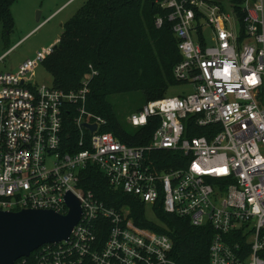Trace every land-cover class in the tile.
<instances>
[{
  "label": "built area",
  "instance_id": "2783aa9c",
  "mask_svg": "<svg viewBox=\"0 0 264 264\" xmlns=\"http://www.w3.org/2000/svg\"><path fill=\"white\" fill-rule=\"evenodd\" d=\"M160 6L181 55L173 77L192 91L150 100L126 117L131 128L157 119L146 144L122 141L87 108L92 67L68 91L27 76L52 46L0 72V210L64 215L67 193L81 209L66 239L13 264H177L167 234L136 225L127 207L110 206L81 185L89 166L144 205L208 227L207 264H264V0ZM67 111L79 134L80 149L72 151L63 142ZM188 122V130L205 132L188 136ZM163 150L180 152L182 165L162 167Z\"/></svg>",
  "mask_w": 264,
  "mask_h": 264
},
{
  "label": "trees",
  "instance_id": "16d2710c",
  "mask_svg": "<svg viewBox=\"0 0 264 264\" xmlns=\"http://www.w3.org/2000/svg\"><path fill=\"white\" fill-rule=\"evenodd\" d=\"M12 1L0 0V24L4 29L13 24L9 11ZM161 1L87 0L64 24L61 43L45 58L54 76L53 85L65 91L79 87L88 64L97 71L90 81L87 108L107 120L104 130L129 144H146L157 119H150L151 123L145 127L131 128L116 112L110 96L134 93L131 97L142 99L145 104L165 97L167 90L177 83L172 68L181 55ZM157 17L162 18L160 26L155 23ZM72 116L67 111L63 124V142L69 151L80 149ZM190 124L187 123L188 136L205 132L204 128L194 126L188 130ZM159 154L157 159L165 163L162 167H178L183 163L180 152L163 150ZM82 176L81 185L85 189L110 206L127 207L136 225L167 234L177 264H207L211 235L208 227L191 226L187 218L168 213L160 206L153 208L156 219L153 221L139 199L109 187L94 167L89 166Z\"/></svg>",
  "mask_w": 264,
  "mask_h": 264
},
{
  "label": "rangeland",
  "instance_id": "374dc122",
  "mask_svg": "<svg viewBox=\"0 0 264 264\" xmlns=\"http://www.w3.org/2000/svg\"><path fill=\"white\" fill-rule=\"evenodd\" d=\"M86 1L13 0L9 6L13 23L11 28L4 29L0 24V72L15 71L20 63L34 58L38 51L49 46H52L53 51L54 46L58 47L61 43L64 24ZM48 55H45V58ZM45 58L38 62L27 76H32L36 84L51 86L54 84V76L48 70L45 63L47 58ZM89 65H87L88 70ZM86 70L82 73L81 79L90 71ZM191 91V85L177 82L167 90L165 95L177 96ZM133 95L134 93L110 96L116 112L124 121L131 112L138 110L143 104L142 99L131 97ZM145 213L151 220H156L151 205H145Z\"/></svg>",
  "mask_w": 264,
  "mask_h": 264
},
{
  "label": "water",
  "instance_id": "95a60500",
  "mask_svg": "<svg viewBox=\"0 0 264 264\" xmlns=\"http://www.w3.org/2000/svg\"><path fill=\"white\" fill-rule=\"evenodd\" d=\"M84 125L95 129V125ZM65 200L69 210L64 215L46 209L0 210V264H13L44 243L66 239L79 220L81 209L71 193L66 194Z\"/></svg>",
  "mask_w": 264,
  "mask_h": 264
}]
</instances>
